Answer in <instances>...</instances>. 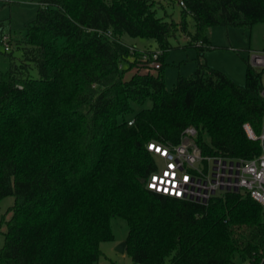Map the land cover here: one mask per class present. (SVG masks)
Listing matches in <instances>:
<instances>
[{
    "label": "trees",
    "instance_id": "obj_1",
    "mask_svg": "<svg viewBox=\"0 0 264 264\" xmlns=\"http://www.w3.org/2000/svg\"><path fill=\"white\" fill-rule=\"evenodd\" d=\"M27 1L36 17L19 37L4 34L0 70V200L14 197L0 264H98L115 219L127 225L133 264H234L235 256L264 264V208L246 193L204 207L145 188L157 161L147 145L177 144L189 127L204 155L251 159L264 150L243 129L264 133V70L243 60L238 86L203 58L212 27L264 25V0ZM176 2L179 22L156 15ZM178 32L197 50V66L167 90L164 56ZM122 35L154 40L160 69L125 78L138 63L147 69L149 52Z\"/></svg>",
    "mask_w": 264,
    "mask_h": 264
},
{
    "label": "rangeland",
    "instance_id": "obj_2",
    "mask_svg": "<svg viewBox=\"0 0 264 264\" xmlns=\"http://www.w3.org/2000/svg\"><path fill=\"white\" fill-rule=\"evenodd\" d=\"M156 15L164 17L174 22H179L181 16V6L178 2L166 5L157 9ZM36 17V4L27 0H0V22L3 24L0 37L8 34L11 37H19L24 27ZM188 31L193 34V21L187 17ZM208 39L210 49L204 52V62L208 67L222 72L231 81L238 86L245 84V64L246 60L252 53L261 55L264 50V25L256 24L250 29L215 26L209 30ZM1 40V38H0ZM120 41L127 46L134 47L139 52L156 51L157 46L154 40L144 38H131L122 35ZM169 50L164 56L163 79L166 89L171 90L178 77H191L196 71V58L198 52L193 45L189 43V38L181 33H177L169 39ZM20 49H13L12 56L15 59L20 57ZM144 64H137L130 72L125 74V78L132 73H147ZM125 68L126 65L124 64ZM8 60L4 55V45L0 42V70L6 71ZM33 75L35 73L33 72ZM262 86L264 87V73L262 75ZM151 107V102L147 100L143 105L132 104L131 116L141 109ZM262 134V133H261ZM260 134V135H261ZM183 132L178 143L184 142ZM177 143V144H178ZM203 154V152H202ZM227 154V153H226ZM204 155V154H203ZM225 194H235L233 192L222 191L218 196L223 197ZM14 203L13 196H7L0 200V248L4 244L3 233L6 231V221L11 218L10 207ZM112 232L114 239L102 242L99 249L102 253L98 264H133L127 253H118L116 247L125 241L127 235V225L124 221L112 220ZM234 264H247L242 262L237 256L233 259ZM163 264H169L165 261Z\"/></svg>",
    "mask_w": 264,
    "mask_h": 264
},
{
    "label": "built area",
    "instance_id": "obj_3",
    "mask_svg": "<svg viewBox=\"0 0 264 264\" xmlns=\"http://www.w3.org/2000/svg\"><path fill=\"white\" fill-rule=\"evenodd\" d=\"M8 41L6 35L1 37L5 51L9 50ZM160 56L158 50L147 54L148 71L160 69ZM248 61L251 67L264 70V51L261 55L252 53ZM260 96L264 100V87ZM243 129L249 139L264 141V133L256 137L248 124ZM183 135L185 141L178 144L147 145L148 152L157 160L155 170L145 182L148 191L204 207L222 191L243 192L264 208V150L251 159L203 155L196 143V129L186 128Z\"/></svg>",
    "mask_w": 264,
    "mask_h": 264
},
{
    "label": "water",
    "instance_id": "obj_4",
    "mask_svg": "<svg viewBox=\"0 0 264 264\" xmlns=\"http://www.w3.org/2000/svg\"><path fill=\"white\" fill-rule=\"evenodd\" d=\"M125 247H126V242H121L117 247H116V251L120 254L125 252Z\"/></svg>",
    "mask_w": 264,
    "mask_h": 264
}]
</instances>
